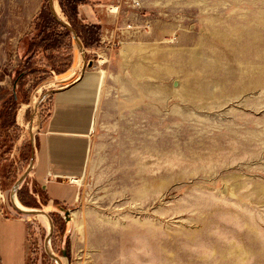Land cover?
<instances>
[{"label": "rangeland", "instance_id": "obj_1", "mask_svg": "<svg viewBox=\"0 0 264 264\" xmlns=\"http://www.w3.org/2000/svg\"><path fill=\"white\" fill-rule=\"evenodd\" d=\"M91 2L96 22L71 28L101 76L85 171L47 209L22 138L48 114L49 64L79 47L27 52L48 0H0V220H27V264H264V0ZM22 188L46 215L16 210ZM23 243L2 221L0 262Z\"/></svg>", "mask_w": 264, "mask_h": 264}, {"label": "crops", "instance_id": "obj_2", "mask_svg": "<svg viewBox=\"0 0 264 264\" xmlns=\"http://www.w3.org/2000/svg\"><path fill=\"white\" fill-rule=\"evenodd\" d=\"M89 3L92 4L91 0ZM77 12L78 18L83 22H96L90 4L80 5ZM70 50L71 67L59 75L60 83L51 82L54 88L50 92L48 114L28 138L31 146L28 176L45 199L44 203H39L47 209L59 202L70 203L74 198L76 181L85 171L89 136L101 83V76L97 71L81 69L83 58L81 60L80 51L77 49L75 52L72 47ZM2 221H18L24 228V243L15 255L4 253L5 258L7 257L6 264H27V220L6 218L0 220V226ZM10 242L8 236V248Z\"/></svg>", "mask_w": 264, "mask_h": 264}, {"label": "trees", "instance_id": "obj_3", "mask_svg": "<svg viewBox=\"0 0 264 264\" xmlns=\"http://www.w3.org/2000/svg\"><path fill=\"white\" fill-rule=\"evenodd\" d=\"M66 3V4H65ZM88 4V0H59V5L62 9L64 16L67 18L69 22V27L73 30H78V26L81 24L80 19L78 18L77 8L80 5ZM35 29H38V41H36L35 37L29 39V42L26 46V51L31 52L36 49H41L45 54L47 60L52 61L53 55H59V49L61 47L60 39L64 37L70 36V31L67 27L61 25L53 16L50 7L42 6L39 13L36 15L35 19ZM55 26H62L63 32L56 33L53 37L52 35H44V30L49 31V28H54ZM88 26V25H87ZM88 27H92L89 25ZM81 34H87L81 30ZM88 37V36H87ZM60 44V45H59ZM48 52L52 53L48 54ZM61 63V61H60ZM72 58L71 55L67 56V60L64 61L62 66H56L55 63L49 64L48 70L51 72H55L56 74H60L68 70L71 66ZM60 68V71L58 69ZM30 74V73H29ZM21 76L24 74H20ZM8 127V126H7ZM27 144H22L21 149L26 148ZM1 182V178H0ZM23 188L17 192L18 201L25 206L26 208H36L37 203L34 198H30V201H25L23 198Z\"/></svg>", "mask_w": 264, "mask_h": 264}, {"label": "water", "instance_id": "obj_4", "mask_svg": "<svg viewBox=\"0 0 264 264\" xmlns=\"http://www.w3.org/2000/svg\"><path fill=\"white\" fill-rule=\"evenodd\" d=\"M48 4H49V7H50L51 12H52L53 16L55 17V19H56L61 25L67 27L68 30H70L71 34L74 36L75 41H76L77 44H78L79 51H80V54H81V60H82V58H83V54H82V51H81V47H80V45H79V43H78V37L75 35V32L71 29V27H69L67 24L61 22V21L57 18L56 14H55L54 0H48ZM52 82H53V83H60L61 81H59V80H53ZM32 132H33V131H32ZM32 132H31L30 134H32ZM28 136L30 137V135H27V136H25L24 138H22V141L25 140L26 138H28ZM17 185H18V183L16 184V186H17ZM12 195H13V193H12ZM11 199H12V198H11ZM12 202H13V200H12ZM14 206H15V205H14ZM15 208H16V210H18L21 214H23V215H25V216H32V215H46L42 210H24V209H20V208H17V207H15ZM49 229H50V230H49V233H51L52 230H53V226H52L51 222H50V227H49ZM62 255L65 256V253H63ZM55 260L58 261V258H55Z\"/></svg>", "mask_w": 264, "mask_h": 264}, {"label": "bare ground", "instance_id": "obj_5", "mask_svg": "<svg viewBox=\"0 0 264 264\" xmlns=\"http://www.w3.org/2000/svg\"><path fill=\"white\" fill-rule=\"evenodd\" d=\"M54 7H55L56 12H58V7L56 6V4H54ZM18 119H21L20 114H19ZM71 219H72V218H71ZM71 226H72V225H71Z\"/></svg>", "mask_w": 264, "mask_h": 264}, {"label": "built area", "instance_id": "obj_6", "mask_svg": "<svg viewBox=\"0 0 264 264\" xmlns=\"http://www.w3.org/2000/svg\"><path fill=\"white\" fill-rule=\"evenodd\" d=\"M0 198L3 199V196L1 195V193H0Z\"/></svg>", "mask_w": 264, "mask_h": 264}, {"label": "flooded vegetation", "instance_id": "obj_7", "mask_svg": "<svg viewBox=\"0 0 264 264\" xmlns=\"http://www.w3.org/2000/svg\"><path fill=\"white\" fill-rule=\"evenodd\" d=\"M62 252L65 253V251H62ZM63 253H62V254H63ZM65 254H66V253H65Z\"/></svg>", "mask_w": 264, "mask_h": 264}]
</instances>
